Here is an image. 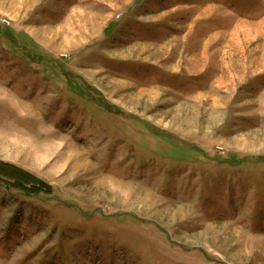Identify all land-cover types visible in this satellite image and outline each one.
<instances>
[{
    "label": "rangeland",
    "instance_id": "1",
    "mask_svg": "<svg viewBox=\"0 0 264 264\" xmlns=\"http://www.w3.org/2000/svg\"><path fill=\"white\" fill-rule=\"evenodd\" d=\"M264 0H0V264H264Z\"/></svg>",
    "mask_w": 264,
    "mask_h": 264
},
{
    "label": "trees",
    "instance_id": "2",
    "mask_svg": "<svg viewBox=\"0 0 264 264\" xmlns=\"http://www.w3.org/2000/svg\"><path fill=\"white\" fill-rule=\"evenodd\" d=\"M264 160V156L259 158ZM0 187L25 196L50 195L46 182L30 172L0 160Z\"/></svg>",
    "mask_w": 264,
    "mask_h": 264
}]
</instances>
